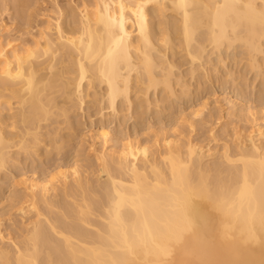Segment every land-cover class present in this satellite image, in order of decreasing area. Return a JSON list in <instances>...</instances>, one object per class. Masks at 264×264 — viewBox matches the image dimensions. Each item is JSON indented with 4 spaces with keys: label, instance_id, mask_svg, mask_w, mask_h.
I'll return each mask as SVG.
<instances>
[{
    "label": "bare ground",
    "instance_id": "obj_1",
    "mask_svg": "<svg viewBox=\"0 0 264 264\" xmlns=\"http://www.w3.org/2000/svg\"><path fill=\"white\" fill-rule=\"evenodd\" d=\"M84 3L76 28L66 29L57 16L33 47L0 39V90H9L19 105L8 119L0 112V169L10 161L13 139L38 140L36 123L55 113L49 91L60 88L73 100L86 90L85 81L103 84L114 111L118 99L129 100L134 72L145 89H170L162 50L174 36L192 62L208 45L219 50L240 41L250 52L262 49L264 0H95L93 9ZM150 4L158 13L179 15L164 20L158 39ZM58 108L66 116V107ZM6 120L26 125V132L23 126L9 135ZM253 121L256 128L237 134L235 148L226 144L222 151L167 132L157 140L161 152L131 141L109 152L110 133L100 129L104 144L95 158L108 177L101 197L88 193L78 167L26 183V212L35 218L20 244H6L0 235V264H264V115ZM25 139L19 144L30 153ZM61 193L65 204L56 213Z\"/></svg>",
    "mask_w": 264,
    "mask_h": 264
},
{
    "label": "rangeland",
    "instance_id": "obj_2",
    "mask_svg": "<svg viewBox=\"0 0 264 264\" xmlns=\"http://www.w3.org/2000/svg\"><path fill=\"white\" fill-rule=\"evenodd\" d=\"M94 1L0 0V39L4 43L9 41L19 46L34 45L41 30L47 29L46 25L49 27L47 22H55L57 16H63L61 19L66 29H74L78 25L82 4L92 3L89 6L94 8ZM149 8L153 32L157 39L161 38L166 27L164 22L168 19L175 21L179 15L171 9H166V14L158 13L155 4H150ZM174 38L172 44L162 48L166 58L164 61L168 64L165 71L168 68L171 70L170 74L165 71L163 73L169 75L172 91L164 88L163 84L155 89H145V84L138 80L140 74L134 72L129 100L118 99L114 111L104 97L105 85L98 82V85H90L85 81L84 94L81 92L80 96L72 95L73 100L67 99L60 88L49 91L48 97L55 98L58 106L49 119L36 123L39 124L35 125L38 133L34 132L37 133L36 138L39 136V141L31 137L33 135L26 137V125L14 127L16 121L13 124L11 120L5 121L8 125L10 123L9 126L6 124V130L11 131L9 135L15 132L19 135L24 126V131L20 132L31 145V152L27 153L29 149L23 150L19 144L22 142L23 138L19 140L22 135L11 138L15 142L8 149L10 161L7 167L0 169V235L5 237L6 244H11L12 241L22 243L27 234V224L35 218L34 212H26V183L30 181L47 180L56 176L59 170L78 167L81 176L89 181L88 193L95 198L101 197L102 187L108 182V177L101 172L95 158L104 144L99 135L100 129H106L110 133L105 144L109 152L120 151L130 141L140 146L148 145L153 151L161 152L162 143L157 144V140L167 132L168 135L170 133L171 136L184 140L191 136L194 143L205 149L212 147L222 151L226 144L235 148L239 138L237 134H249L256 128L253 120L257 115H264V40L260 41L262 49L257 53L250 52L247 45L240 41L229 47L223 45L219 50L208 45L204 57L192 62L181 40L178 36ZM165 67L157 70L161 73ZM159 78L162 79L161 76ZM10 93L9 90H0V112L7 117L5 119L19 107L17 99L10 97ZM81 95H85L83 101ZM60 106L66 107V116L59 112ZM33 141L39 143L35 142L34 145ZM55 142L62 145L60 150ZM57 199L60 205L54 207V211L61 213L63 210L59 207L65 204L64 194L58 195ZM67 199L69 202L75 201L70 197Z\"/></svg>",
    "mask_w": 264,
    "mask_h": 264
}]
</instances>
